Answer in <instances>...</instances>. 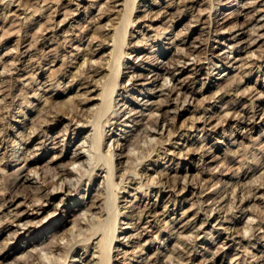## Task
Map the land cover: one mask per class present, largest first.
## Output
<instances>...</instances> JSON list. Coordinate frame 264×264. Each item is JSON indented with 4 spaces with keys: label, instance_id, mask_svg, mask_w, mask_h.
<instances>
[{
    "label": "rangeland",
    "instance_id": "obj_1",
    "mask_svg": "<svg viewBox=\"0 0 264 264\" xmlns=\"http://www.w3.org/2000/svg\"><path fill=\"white\" fill-rule=\"evenodd\" d=\"M131 1L0 0V264H264V0Z\"/></svg>",
    "mask_w": 264,
    "mask_h": 264
},
{
    "label": "bare ground",
    "instance_id": "obj_2",
    "mask_svg": "<svg viewBox=\"0 0 264 264\" xmlns=\"http://www.w3.org/2000/svg\"><path fill=\"white\" fill-rule=\"evenodd\" d=\"M130 1H131V0H130ZM133 1H135V0H133ZM235 1H238V0H235ZM125 2H126V1H124V3H125ZM131 2H132V1H131ZM184 2H185V1H184ZM9 3H10V2H9ZM133 3H134V2H133ZM11 4H12V3H11ZM177 4H178V2H177ZM251 4H252V3H251ZM211 5H212V4H211ZM231 6H233V3L231 4ZM77 7H78V6H77ZM124 7H125V6H124ZM129 8H130V9H129ZM129 8H126L125 11H126L127 15H126V16L124 15V16L126 17V19H123V20H125V21H123V22H126V21H127V22L125 23V24H127V25H125L124 28L122 27L123 30H127V32H128V27H129V26L131 27V26L133 25V22H131L130 19H131V16H132L133 11L135 10L134 4H133L132 9H131V7H129ZM136 8H137V7H136ZM210 8H211V7H210ZM8 9H9V8H8ZM128 9H129V10H128ZM23 11H24V10H23ZM41 11H42V10H41ZM125 11H124V12H125ZM128 11H129V12H128ZM38 12H39V11H38ZM211 12H212V11H211ZM211 12H210V13H211ZM36 13H37V12H36ZM41 13H42V12H41ZM234 13H236V12H234ZM122 14H123V13H122ZM224 14H225V13H224ZM227 14H228V13H227ZM225 15H226V14H225ZM230 15H231V14H230ZM233 15H234V17H233V18L231 17V18L233 19L234 26L232 27L231 30H233L234 28H236V27H238V26H239V28H240V24H238V21H237V20H238V17L241 16L242 14H240V12H238V13L233 14ZM124 16H122V17H124ZM222 16H223V15H222ZM125 17H124V18H125ZM228 17H229V18L224 17V18L221 19V20H219V19H218V20H215V23H216L215 25L219 26V29H220L221 27H223L224 25H226L228 22L231 21L230 16H228ZM209 18H210V17H209ZM120 19H121V18H120ZM121 20H122V19H121ZM121 20H120V21H121ZM210 20H211V19H210ZM26 21H28V20H26ZM221 21H222V22H221ZM197 22H198V21H197ZM118 25H119V24H118ZM209 27H210V26H209ZM131 28H132V27H131ZM214 28H215V27H214ZM217 28H218V27H217ZM263 28H264V27H263ZM219 29H218V30H219ZM240 29H241V28H240ZM115 30H117V29H115ZM123 30H122V31H123ZM165 30H166V29H165ZM165 30H164V31H165ZM117 32H118V31H117ZM117 32H116V33H117ZM123 32H124V31H123ZM127 32L125 31V34H124L125 37H124L123 35H122V37L126 38V33H127ZM113 33H115V32H113ZM158 33H159V32H158ZM162 33H163V32H162ZM209 33H210V32H209ZM253 33H254V32H253ZM256 33H257V32H256ZM120 34H121V32H120ZM122 34H123V33H122ZM254 34H255V33H254ZM257 35H258V34H257ZM263 35H264V34H262V35H258V36H259L260 38L263 39V37H264ZM112 36H113V35H112ZM115 36H116V35H115ZM158 36H160V35H158ZM120 37H121V35H120ZM141 37H142V36H141ZM112 38H113V37H112ZM160 38H161V37H160ZM115 39H116V42H118V41H117V36H116ZM115 39H114V40H115ZM118 40H119V39H118ZM125 40H126V39L119 40V43H121V45H122L123 42H125ZM230 40H231V39H230ZM233 40H234V39H233ZM111 41H112V40H111ZM206 41H207V40H206ZM116 42H115V43H116ZM263 42H264V41H263ZM115 43H114V45H115ZM126 43H127V42H126ZM117 44H118V43H117ZM117 44H116V45H117ZM124 44H125V43H124ZM116 45H115V46H116ZM205 46H206V44H205ZM207 46H208V45H207ZM207 46H206V48H207ZM140 47H141V45H139L138 48H140ZM126 48H127V47H126ZM207 49H208V48H207ZM229 49H230V48H229ZM231 49H232V50H236V49H237L236 45H233V46L231 47ZM113 50H114V48H113ZM182 50H183V49H182ZM232 50H231V51H232ZM114 51L116 52V50H114ZM136 51H139V49H137ZM207 51H208V50H207ZM210 51L212 52V55H216V51H215V50H213L212 48H210ZM151 52H152V50H151ZM119 53H120V52H119ZM124 53H125V52H124ZM153 53H154V52H153ZM157 53H158V52H157ZM209 53H210V52H209ZM125 54H126V53H125ZM176 54H177V53H176ZM178 54H180V53H178ZM217 54H218V53H217ZM119 55H120V54H119ZM121 55H122V54H121ZM180 55H181V54H180ZM115 56H117V55H115ZM182 56H183V55H182ZM187 56H190V55H187ZM251 56H254V55H251ZM178 57H179V56H178ZM220 57H221V56H220ZM110 58H111V57H110ZM126 58H127V57H126ZM148 58H151V57H148ZM251 58H252V57H251ZM155 59H156V58H155ZM200 59H201V58H200ZM223 59H224V58H223ZM142 60H144V59H142ZM152 60H153V59H152ZM198 60H199V59H198ZM86 61H87V60H86ZM115 61H116V60H115ZM180 61H181V60H180ZM116 62H117V61H116ZM224 62H225V61H224ZM119 63H120V61H119ZM143 63H144V61H143ZM178 63H179V62H178ZM183 63H184V62H183ZM196 63H197V62H196ZM212 63H213V62H212ZM83 64L85 65V63H83ZM108 64H109V63H108ZM156 64H157V63H156ZM184 64H185V65L182 66L181 69H185V70H186V68H185V67H186V63H184ZM179 65H180V64H179ZM179 65H177V67H180ZM81 66H82V65H81ZM112 66H113V65H112ZM108 67H110V64H109ZM113 67H115V65H114ZM162 68H163V67H162ZM165 68H166V67H165ZM259 68H260V67H259ZM94 69H95V68H94ZM94 69H93V70H94ZM111 70H112V69H111ZM116 70H117V68L115 67L114 74H115V72H117V71L119 72V70H117V71H116ZM175 70H176V69H175ZM190 71H191V70H190ZM91 72H92V71H91ZM96 72H97V71H96ZM107 72H108V71H107ZM199 72H200V71H199ZM199 72H198V70H196V72H194V74L198 75ZM249 72H250V71H249ZM84 73H86V72L84 71ZM111 73H113V72H110V74H111ZM169 73H170V72H169ZM81 74H82V73H81ZM248 74H249V73H248ZM92 75H93V74H92ZM131 75H132V74H131ZM80 76H82V75H80ZM88 76H90V75H88ZM93 76H94V75H93ZM93 76H92V77H93ZM115 76H116V77H115ZM115 76H114L115 78H112V75H111V76H110L111 79L109 80V81H110V84H114V85H113L114 87H115V82L119 79L120 73L117 74V75H115ZM154 76H158L157 78L159 79V73H156ZM207 76H208V74H207ZM243 76H244V75H243ZM247 76H248V75H247ZM247 76H246V77H247ZM145 77H146V76H145ZM145 77H144L142 74L137 75V71H134V72H133V75H132L131 78H130V80H132V81H133V80H136V81H137V79H139V78H145ZM85 78H86V77H85ZM88 78H89V77H88ZM190 78H191V76H190ZM33 79H34V78H33ZM104 79H108V78L106 77V78H104ZM146 79H147V78H146ZM242 79H243V78H242ZM89 80H90V79H89ZM102 80H103V79H102ZM156 80H157V79H154V81H152V82H155ZM228 80H229V78H228ZM82 81H83V80H82ZM166 81H167V79H166ZM226 81H227V80H226ZM134 82H135V81H134ZM164 82H165V81H164ZM167 82H168V81H167ZM179 82H180V81H179ZM241 84H242V83H241ZM102 85H103V84H102ZM117 85H118V84H117ZM117 85H116V86H117ZM109 86H110V85H109ZM162 86L164 87V89H165L166 91L169 92V94H166L167 92L165 93V94L167 95L168 98H170L171 95H174V94L177 92V86H176V85L168 86L167 83L165 82V83H163ZM162 86H160V87H162ZM181 87H182V85H181ZM232 88H233V87H232ZM103 89H104V88H103ZM113 89H114V88H113ZM116 89H117V88H116ZM116 89H115V90H116ZM164 89H163V90H164ZM178 89H179V87H178ZM109 90H110V89H109ZM160 90H162V88H161ZM163 90H162V91H163ZM165 90H164L163 92H165ZM179 90H180V89H179ZM113 91H114V90H113ZM248 91H249V90H248ZM160 92H161V91H160ZM108 93H109V92H108ZM111 93H113V92H111ZM111 93H110V95H111ZM229 93H230V92H229ZM113 94H114V93H113ZM113 94H112V95H113ZM165 94L162 93V94H160V96H161V95H165ZM176 94H177V93H176ZM102 96H103V95H102ZM167 97H166V99H167ZM103 98H104V96H103ZM186 98H187V97H186ZM107 99H108V97H107ZM166 99H165V100H166ZM210 99H211V98H210ZM167 100H168V99H167ZM167 100H166V103H163L162 106H167V105H169L168 103H169L170 100H168V101H167ZM173 100H174V99H173ZM109 102H110V101H109ZM146 102H147V101H146ZM161 102H162V100H161ZM251 103H252V102H251ZM261 103H262V101H261ZM145 104H146V103H145ZM152 104H154V103H152ZM108 105H111V104H108ZM108 105H107V106H108ZM100 106H102V105L100 104ZM227 106H228V105H227ZM227 106H226V107H227ZM103 107H104V106H103ZM236 107H237V106H236ZM108 109H109V108H108ZM262 109H263V108H262ZM100 110H101V109H100ZM100 110L97 112L98 118H99V115H100V113H99ZM157 110H158V109H157ZM221 110H222V109H221ZM251 110H253V109H251ZM263 110H264V109H263ZM103 111H104V109H103ZM259 111H260V110H259L258 108H254V111H253V112H254V116H252V119H254V118L256 117V115H258ZM137 112H138V111H137ZM98 113H99V114H98ZM101 113H102V112H101ZM229 113H230V112H229ZM229 113H228V114H229ZM51 114H53V113H51ZM105 114H106V113H105ZM135 114H137V113H134V115H132V116L129 117L128 119H132V118L135 116ZM54 115H55V114H54ZM137 115H138V114H137ZM143 115H144V114H143ZM143 115H142V116H143ZM236 115H237V114H236ZM252 115H253V114H252ZM49 116H50V115H49ZM105 116H106V115H105ZM105 116H104V117H105ZM156 116H157V115H156ZM202 116H203V115H202ZM51 117L53 118V116H51ZM94 117H96V115H95ZM140 117H141V116H140ZM157 117H158V116H157ZM263 117H264V116H263ZM92 118H93V117H92ZM158 118H160V116H159ZM93 119H94V118H93ZM95 119H97V118H95ZM110 119H111V117H110ZM125 119H126V118H125ZM201 119H202V118H201ZM133 120H134V119H133ZM197 120H198V119H197ZM242 120H243V119H242ZM248 120L251 121L250 119H248ZM91 121H92V119H91ZM93 121H94V120H93ZM95 121H98V119L95 120ZM107 121H108V120H107ZM157 121H159V119H158ZM201 121H202V120H201ZM109 122H110V121H109ZM133 122H134V121H133ZM90 123H91V122H90ZM130 123H131V122H130ZM242 123H243V122H242ZM250 123L254 124L255 122H254V120H253V121H251ZM250 123H249V124H250ZM88 124H89V123H88ZM106 124H107V123H106ZM205 124H206V122H205ZM246 124H247V122H246ZM79 125H80V124H79ZM93 125L95 126V128L97 127V126L95 125V123H93ZM98 125H99V123H98ZM118 125H119V124H118ZM128 125H130V124H128ZM128 125H127V128H128ZM206 125H207V124H206ZM82 127H83V126H82ZM92 127H93V126H92ZM159 127H160V126H159ZM93 128H94V127H93ZM231 128H232V127H231ZM97 129H98V128H97ZM151 129H152V127H151ZM154 129H155V128H154ZM149 130H150V128H149ZM154 131H155V130H154ZM66 132H67V131H66ZM97 133H99V132L97 131ZM94 134H95V133H94ZM94 134H93L92 136H94ZM100 135H101V134H100ZM100 135H99V136H100ZM101 137H102V136H101ZM126 137H127V136H126ZM96 138H98L97 135H96L95 139H96ZM99 138H100V137H99ZM92 139H93V138H92ZM124 139H125V138H124ZM127 139H128V138H127ZM96 140H97V139H96ZM96 140H95V142H94V144H93L92 147L94 148V149H93L94 151H95V150H96V151H97V150L99 151V146L101 145V141H100V139H98L97 141H96ZM258 140H259V139H258ZM89 141H90V140H89ZM125 141H128V140H125ZM129 141H130V140H129ZM161 143H163V142H161ZM103 144H104V143H103ZM128 144H129V143H128ZM90 145H91V144H90ZM158 145H159V144H158ZM160 145H162V144H160ZM84 146H85V145H83V147H84ZM122 146H123V145H122ZM156 146H157V145H156ZM117 147H119V144H118ZM123 147H124V146H123ZM127 147H128V146H127ZM160 147H161V146H160ZM100 148H101V147H100ZM111 148H112V147H111ZM88 149H89V148H88ZM121 149H122V147H121ZM159 149H160V148H159ZM263 149H264V148H263ZM149 150H150V149H149ZM87 151H88V150H87ZM99 152H100V151H99ZM148 152H149V151H148ZM106 153H107V152H106ZM113 153H114L113 150L109 149L107 154H108V156L110 157L111 160H109V159H105V160H107V161H112V158H114V156H115ZM147 154H148V153H147ZM95 155H96V154H95ZM95 155H94V157H95ZM103 155H104V154H103ZM150 155H151V154H150ZM104 156H106V155H104ZM104 156H103V157H104ZM166 156H167V155H166ZM180 156H181V155H180ZM98 157L100 158L101 156H98ZM98 157H97V158H98ZM76 158H77V157H76ZM95 158H96V157H95ZM105 158H107V157H105ZM142 158H143V157H142ZM3 159H4V158H3ZM101 159H102V158H101ZM101 159H100V161H101ZM258 159H259V158H258ZM105 160L102 159V161H105ZM259 161H260V160H259ZM259 161H258V164H259ZM75 162H76V161L72 162V164H75ZM98 162H99V161H98ZM111 163H112V164H111ZM111 163H110V164H111V166H110L111 168L108 167V169H110V171H109V175H108V177L106 176L105 179H108V178L110 179V178H112V177L115 175V173H114V172H115L114 163H113V162H111ZM72 164H71V165H72ZM104 164H105V163H104ZM92 165H93V164H92ZM95 165H96V164H95ZM98 165H100V163H99ZM102 165H103V164H102ZM105 165H107V164H105ZM257 166H258V165H257ZM261 166H262V165H261ZM103 167H104V165H103ZM99 168H100V167H99ZM65 169H66V168H65ZM92 169H93V168H92ZM108 169H107V171H108ZM248 169H249V168H248ZM21 170H23V169L20 168V169H18L17 171L20 172ZM68 170H69V168L66 169V171H68ZM105 170H106V168H105ZM63 171H64V170H63ZM19 172H18V173H19ZM31 172H32V171H31ZM69 172H70V171H69ZM73 172H74V171H73ZM78 172H79V170H78ZM93 172H94V171H93ZM61 173L63 174V172H61ZM61 173H60V174H61ZM75 173H77V172H75ZM90 174H91V173H90ZM106 174H107V173H106ZM34 175H35V174H34ZM63 175H64V174H63ZM17 176H18V177H17ZM17 176H16L17 178H16L15 181H14V186H15V187L18 186V181H19V174H18ZM36 176H37V174H36ZM53 176H54V175H53ZM58 176H59V175H58ZM58 176H57V177H58ZM65 176H66V175H65ZM83 176H84V174H83ZM141 176H142V175H141ZM26 177H27V176H26ZM60 177H61V176H60ZM114 177H115V176H114ZM133 177H134V176H133ZM245 177H246V176H245ZM63 178H64V176H63ZM65 178H67V177H65ZM81 178H82V177H81ZM89 178H90V177H89ZM139 178H140V177H139ZM23 179H24V178H23ZM25 179H26V178H25ZM25 179H24L23 181H25ZM61 179H62V178H61ZM61 179H60V180H61ZM109 179H108V180H109ZM134 179H135V178H134ZM38 180H39V179H38ZM64 180H65V179H64ZM110 180H111L110 182L113 181V179H110ZM261 180H262V179H261ZM261 180H260V181H261ZM21 181H22V180H21ZM23 181H22V182H23ZM106 181H107V180H106ZM134 181H135V180H134ZM150 181H151V180H150ZM25 182H26V181H25ZM140 182H141V181H140ZM153 182H154V181H153ZM179 182H180V181H179ZM179 182H177V183H179ZM114 183H115V182H114ZM154 183H155V182H154ZM20 184H21V183H20ZM58 184H59V183H58ZM61 184H62V183H61ZM61 184H60V185H61ZM64 184H65V183H64ZM67 184H68V181H67V183H66L65 188H68V187H69V186H68L69 184H68V185H67ZM109 184H111V183H109ZM120 184H121V183H120ZM122 184H123V183H122ZM155 184H156V183H155ZM157 184H158V183H157ZM11 185H13V184L11 183ZM150 185H151V184H150ZM181 185H182V184H181ZM252 185H253V184H252ZM256 185H257V184H256ZM259 185H260V184H259ZM73 186H74V185H73ZM110 186H111V185H110ZM114 186H115V185H114ZM116 186H119V185H116ZM141 186H142V185H141ZM145 186H146V184H145ZM148 186H149V185H148ZM235 186H236V185H235ZM9 187H10V186H9ZM75 187H76V185H75ZM142 187H143V186H142ZM162 187H163V186H162ZM236 187H237V186H236ZM59 188H60V187H57L58 190H59ZM61 188L64 189V186L61 187ZM108 188H110V187H108ZM123 188H124V187H123ZM143 188H144V187H143ZM149 188H150V187H148L147 189H149ZM185 188H186V186L183 188V190H184ZM55 189H56V188H55ZM55 189H54V190H55ZM63 189H62V190H63ZM70 189H71V188H70ZM9 190H10V188H9ZM54 190H53V191H54ZM58 190H57V191H58ZM62 190H61V191H62ZM67 190H68V189H67ZM106 190H107V189H106ZM253 190H254V189H253ZM257 190H258V189H257ZM61 191H60V192H61ZM68 191H69V190H68ZM118 191H119V190H118ZM137 191H138V190H137ZM62 192H64V191H62ZM66 192H67V191H66ZM72 192H73V191H72ZM112 192H113V191H112ZM115 192H116V191H115ZM219 192H220V191H219ZM255 192H256V191H255ZM9 193H10V192H9ZM53 193H54V192H53ZM69 193H70V192H69ZM98 193H99V192H98ZM104 193H105V191H104ZM106 193H107V191H106ZM247 193H248V192H247ZM2 194H3V193H2ZM70 194H71V193H70ZM70 194H69V195H70ZM113 194H115V193H113ZM233 194H235V192H233ZM245 194H246V193H245ZM0 195H1V194H0ZM7 195H8V194H7ZM12 195H13V194H12ZM105 195H106V194H105ZM117 195H118V194H117ZM143 195H144V194H143ZM9 196H10V194H9ZM67 196H68V195H67ZM99 196H100V194H99ZM102 196H103V195H102ZM216 196H217V195H216ZM218 196H219V195H218ZM223 196H224V195H223ZM19 197H20V194H19V195L16 194V197L11 196V197H10V199H11L10 204H12V203H16V200H18ZM112 197H113V196H112ZM115 197H116V196H115ZM221 197H222V196H221ZM224 197H225V196H224ZM247 197H248V196H247ZM250 197H251V196H250ZM103 198H105V197H103ZM241 198H242V197H241ZM256 198H258V197H256ZM97 199H99V198L97 197ZM110 199H111V198H110ZM7 200L9 201V199H7ZM7 200H6V201H7ZM105 200H107V197H106ZM113 200H114V199H113ZM113 200H112V202H113ZM116 200H117V199H116ZM207 200H208V199H207ZM211 200H212V199H211ZM235 200H236V199H235ZM3 201H4V200H3ZM216 201H217V200H216ZM220 201H221V200H220ZM222 201H223V200H222ZM105 202H106V201H105ZM105 202H104V203H105ZM112 202H111V203H112ZM213 202H214V201H213ZM8 203H9V202H8ZM8 203H7V204H8ZM36 203H37V202H36ZM36 203H35V204H36ZM114 203H115V202H114ZM114 203H113V204H114ZM201 203H202V202H201ZM203 203H204V202H203ZM3 204H4V203H3ZM3 204H2V205H3ZM7 204H6V205H7ZM22 205H23V203H22ZM109 205H110V204H109ZM109 205H107V207H108ZM216 205H217V204H216ZM4 206H5V205H3V207H4ZM31 206H32V205H31ZM34 206L36 207V205H34ZM34 206H33V207H34ZM232 206H233V205H232ZM38 207H39V206H38ZM103 207H104V206H103ZM113 207H115V206H113ZM116 207H117V206H116ZM29 208H30V207H29ZM57 208H58V207H57ZM104 208H106V207H104ZM219 208H220V207H219ZM41 209H43V208H41ZM41 209H40V210H41ZM60 209H61V208H60ZM60 209H58V210L56 209V210H57V212L60 211L62 214H67L68 211H70V209H65V210H64V209L60 210ZM208 209H209V208H208ZM213 209H214V208H213ZM213 209H212V210H213ZM245 209H246V208H245ZM63 210H64V211H63ZM78 210H79V209H78ZM109 210H110V209H109ZM113 210H114V209H113ZM113 210H112V212H114ZM31 211L33 212V215H34V216H37V217H38V215H40V213H39V209L33 208V209H31ZM104 211H105V210H104ZM104 211H103V212H104ZM117 211H118V210L116 209L115 212L118 213ZM71 212H72V211H71ZM109 212H110V211H109ZM212 212H213V211H212ZM100 213H101V212H100ZM104 213H106V212H104ZM116 213H114V214H116ZM143 213H144V212H143ZM24 214H25V212H24ZM24 214H21V215L18 214V215H16V216L14 217V218H15V219H14V220H15L14 222H21L22 219L24 218L23 216H27L26 214H25V215H24ZM53 214H54V213H53ZM110 214H111V212H110ZM112 214H113V213H112ZM59 215H60V214H59ZM101 215H102V214H101ZM120 215H121V214H120ZM142 215H144V214H142ZM147 215H148V214H147ZM48 216H49V215H48ZM104 216H105V215H104ZM28 217H29V216H28ZM111 217H112V216H111ZM25 218H26V217H25ZM48 218H49V217H48ZM101 218H102V217H101ZM46 219H47V217H46ZM228 219H229V218H228ZM8 220H9V219H8ZM57 220H58V219H57ZM57 220H56V221H57ZM75 220H76V219H75ZM77 220H78V219H77ZM93 220H94V219H93ZM107 220H108V219H105V220L103 219V221H102V219H101V222L103 223V222H106ZM114 220H115V219H114ZM29 221H30V220H29ZM94 221H95V220H94ZM111 221H112V220H111ZM155 221H156V220H155ZM225 221H226V220H225ZM253 221H254V220H253ZM253 221H252V222H253ZM26 222H27V221H26ZM41 222H43V221H41ZM115 222H117V220H115ZM222 222H223V221H222ZM24 223H25V222H23V225H24ZM29 223H30V222H29ZM76 223H77V222H76ZM112 223H113V222H112ZM112 223H110L111 227H112ZM259 223H260V222H259ZM19 224H20V223H19ZM26 224H28V223H25V227H24V228L21 227L22 224H20V225H18V226H19L20 228H22V229H25V230H28V231H29V230H30L29 227H32L33 223H32V225H30V224H29V225H26ZM83 224H84V223H83ZM108 224H109V221H107V225H108ZM251 224H252V223H251ZM90 225H92V224H90ZM96 225H97V224H96ZM105 225H106V223H104V227H105ZM110 225H109V228H110ZM259 225H260V224H259ZM76 226H77V225H76ZM88 226H89V224H88ZM19 227H18V228H19ZM99 227H100V226H99ZM99 227H98V228H99ZM104 227H103V228H104ZM106 227H107V226H106ZM200 227H201V226H200ZM200 227H199V228H200ZM250 227H251V226H250ZM250 227H249V228H250ZM87 228H88V227H87ZM93 228H94V226L91 227V229H93ZM100 228H101V227H100ZM194 228H195V227H194ZM201 228H202V227H201ZM249 228H248V230H249ZM251 228H252V227H251ZM105 229H106V228H105ZM110 229H111V228H110ZM110 229H109V231H110V232H113V230L111 231ZM170 229H171V228H170ZM226 229H227V228H226ZM114 230H115V229H114ZM197 230H198V229H197ZM200 230H201V229H200ZM251 230H252V229H251ZM253 230H254V229H253ZM99 231H100V230H99ZM99 231H98V233H99ZM145 231H146V230H145ZM72 232H73V231H72ZM105 232H106V231H105ZM248 232H249V231H248ZM253 232H254V231H253ZM198 233H199V232H198ZM244 233H246V232L244 231ZM249 233H250V232H249ZM251 233H252V232H251ZM91 234H92V233H91ZM108 234H109V237H111L112 235H114V234H112V233H111V234L108 233ZM108 234H107V235H108ZM241 234H242V233H241ZM252 234H253V233H252ZM58 235H59V234H58ZM78 235H79V234H78ZM101 235H102V234H101ZM104 235H105V234H104ZM107 235H106V236H107ZM110 235H111V236H110ZM207 235H208V234H207ZM245 235H246V234H245ZM106 236H103L104 238H102V239L100 240V242H103V243L105 242V244H106V242L109 241V240L107 239L108 236H107V237H106ZM63 237H64V236H63ZM90 237H91V236H90ZM240 237H241V236H240ZM249 237H250V236H249ZM262 237H264V236H262ZM111 238H112V237H111ZM191 238H192V237H191ZM193 238H194V237H193ZM58 239H59V238H58ZM91 239H92V238H91ZM112 239H114V238H112ZM187 239H188V238H187ZM194 239H196V238H194ZM194 239H192V240L194 241ZM83 240H84V239H83ZM83 240H82V241H83ZM188 240H189V239H188ZM188 240H187V241H188ZM190 240H191V239H190ZM250 240H251V239H250ZM259 240H260V239H259ZM60 241H61V239H60ZM248 241H249V240H248ZM79 242H81V241H79ZM112 242H113V241H112ZM185 243H186V242H185ZM189 243H190V242H189ZM53 244H55V242H54ZM106 245H107V244H106ZM190 245H191V244H190ZM107 246H108V245H107ZM139 246H140V245H139ZM144 246H145V245H144ZM53 247H54V246H53ZM95 248H96V247H95ZM95 248H94V249H95ZM49 249H50V248H49ZM65 249H66V248H65ZM67 249H68V248H67ZM70 249H71V248H70ZM97 249H99V246L97 247ZM100 249H101V246H100ZM103 249H104V248H102V252L100 251V252H101L100 254H102V255H103ZM112 249H113V248H111V251H113ZM53 250H54V249H53ZM222 250H223V249H222ZM104 251H105L104 253H108V252L110 251V249L108 250V248L105 247ZM111 251H110L109 253H111ZM182 251H183V250H182ZM247 251H248V250H247ZM32 252H33V251H32ZM97 252L99 253V251H97ZM188 252H189V251H188ZM191 252H192V250H191ZM39 253H40V252H39ZM64 253H65V252H64ZM86 253H87V252H86ZM86 253H85V254H86ZM182 253H184V251H183ZM189 253H190V252H189ZM189 253H188V254H189ZM156 254H157V253H156ZM179 254H180V253H179ZM188 254H187V255H188ZM193 254H194V253H193ZM3 255H4V254H3ZM51 255H52V254H51ZM51 255H50V256H51ZM158 255H159V254H158ZM190 255H191V254H190ZM246 255H247V254H246ZM246 255H245V256H246ZM104 256H105V255H104ZM4 257H5V256H1V255H0V261H1ZM100 257H101V255H100ZM156 257H157V256H156ZM179 257H180V256H179ZM252 257H254V256H252ZM62 258H63V257H62ZM65 258H66V257H65ZM109 258H110V255H109ZM187 258H188V257H187ZM257 258H258V257H257ZM104 259H105V258H104ZM189 259H190V258H189ZM189 259H188V260H189ZM95 260H96V259H95ZM102 260H103V259H102ZM106 260L109 261V259H107V257H106ZM149 260H150V259H149ZM186 260H187V259H186ZM92 261H93V260H92ZM103 261H104V260H103ZM62 262H64V261L62 260ZM101 262H102V261H101ZM109 262H110V261H109ZM26 263H27V262H26ZM57 263H58V261H57ZM57 263H56V264H57ZM91 263H92V262H91ZM103 263H104V262H103ZM53 264H54V263H53ZM58 264H59V263H58ZM60 264H61V262H60ZM100 264H101V263H100Z\"/></svg>",
    "mask_w": 264,
    "mask_h": 264
}]
</instances>
